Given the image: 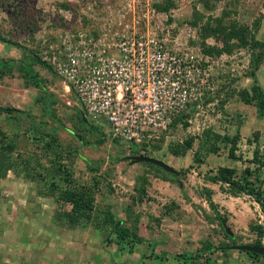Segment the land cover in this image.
<instances>
[{
	"label": "rangeland",
	"instance_id": "rangeland-1",
	"mask_svg": "<svg viewBox=\"0 0 264 264\" xmlns=\"http://www.w3.org/2000/svg\"><path fill=\"white\" fill-rule=\"evenodd\" d=\"M70 1L74 0H0V32L16 42L0 41V70L8 71L0 75V106L18 110L13 113L0 111V126L10 135L17 132L19 142V147L11 154L14 167L5 172L0 166V264H94L90 238L105 237V241L100 240L104 246L114 241L121 250L130 248L131 243L121 240L115 234V226L107 223L111 212L120 225L133 228L136 220L135 224L140 227L138 234L158 239L155 245L161 239L163 244L169 243V239L162 236L169 234L173 228H176L175 235L180 233L181 237H184L182 232L190 231L189 241L196 246L192 252L181 254V245L176 247L170 243L175 246L173 253L176 252L174 255L178 261L184 258L195 263L197 259L199 264H207V255H201L202 259L197 257V250L205 241H211L219 248L231 245L233 241L237 244H257L261 241L264 245V234L260 235L254 229V226H261L264 230V212L256 197L246 193L232 196L225 191V187L205 179V175L222 165L235 167L238 176L250 167L251 180L264 189V113L254 103L245 102L240 95L241 91L251 90L257 84L264 89V57L259 69L252 74L255 57L264 48L241 46L236 39L231 53L210 56L209 61H205L202 50L204 43L225 45L226 33L221 29L222 24L228 28L234 24L235 28L248 25L256 38L264 43V0H135L139 11L137 18H154L152 31L161 33L165 29V32L169 31L170 38L177 37L182 52L199 55L198 63L203 70L199 74V101L190 106L187 115L176 124L170 142L159 144L161 148L153 154L179 170V175L145 163L132 165L124 160L132 152L121 148L110 138H106L103 144H92L96 133L78 127L79 117L74 116L77 107H70L65 102L60 78L54 70L50 71L52 66L43 59L49 56L44 50L50 48L52 40L57 41L52 33L61 32L56 26L51 33L49 15L58 14L52 12L54 6L65 8L64 4ZM83 1L95 4L94 8L96 1L100 4V0ZM110 2L115 5V0ZM157 4H172V9L162 12ZM86 9L92 13L91 8ZM216 18H223L222 24ZM33 57L36 60L41 58L49 66H43L38 60L34 62ZM5 62L8 65L3 66ZM22 64L32 66L46 89L27 86L29 77L24 75ZM49 94L58 98L52 106L58 121H54L44 109L47 103L42 97L50 101L52 97ZM40 121L45 124L41 125L44 132L62 123L57 131L64 145L60 150L63 154L67 149L73 150L72 155L62 163L63 172L55 177L46 169L50 166L46 159L50 153L42 147L41 139L46 134L38 129ZM208 128L221 134L216 141L220 147L217 153H210L207 147L213 142V137L210 142L202 139ZM227 135L239 136L235 158L229 156L231 143L224 139ZM192 137L193 147L186 153L176 155L170 151V145L173 149L180 144L183 146ZM196 155L198 160L194 159ZM85 157L99 167L98 171L89 169ZM38 160L42 161V165L37 164ZM64 175L71 177L70 184L63 180ZM170 175L176 176L181 184L169 183L163 178ZM153 177L166 182L149 185L145 199L138 200L143 179L149 181ZM52 181L61 189L73 186L91 190L95 195V209L90 223H97L102 228L94 225L89 229L69 227L64 214L72 207L56 197ZM206 188L212 189L213 200L218 204L220 213L227 218L226 225L234 237L226 235L217 219H209L216 218V213L207 201ZM171 212L176 219L182 218L184 224L171 226V221L164 216L172 215ZM95 228L100 236L96 235ZM108 234L113 238L108 240ZM162 243L159 245L162 246ZM159 245L153 253L163 250ZM215 251L217 256L211 258L214 260L212 264H264V255L251 257L243 251L244 257L231 258L222 255L221 249ZM106 252L97 254L95 261L98 259V264H124L113 261V258L112 262H108ZM223 258L226 261H221Z\"/></svg>",
	"mask_w": 264,
	"mask_h": 264
},
{
	"label": "built area",
	"instance_id": "built-area-1",
	"mask_svg": "<svg viewBox=\"0 0 264 264\" xmlns=\"http://www.w3.org/2000/svg\"><path fill=\"white\" fill-rule=\"evenodd\" d=\"M95 3L54 6L58 14L45 17L51 33L56 26L61 32L52 33L57 41L42 57L60 78L68 106L132 155L153 156L200 99L199 55L182 52L169 31L153 32L154 18H137L135 0Z\"/></svg>",
	"mask_w": 264,
	"mask_h": 264
},
{
	"label": "trees",
	"instance_id": "trees-1",
	"mask_svg": "<svg viewBox=\"0 0 264 264\" xmlns=\"http://www.w3.org/2000/svg\"><path fill=\"white\" fill-rule=\"evenodd\" d=\"M64 6L69 7L68 4H64ZM157 8L159 9V11L162 12H168L171 11L172 9V4H157L156 5ZM171 19V18H170ZM217 21H219L220 24H222V19L223 18H216ZM236 26V24H234ZM234 25L225 27L222 24V30L224 33H226L225 36V45L224 46H219V45H210V44H203V53L208 55V56H213V55H222L223 53L227 52V53H231L233 51V47L236 46L235 42H233L234 40L237 39L238 41V45H243V46H247V45H251L254 49H263L264 48V43L261 42L260 40H258L255 36V32H251V30L249 29L248 25H243V26H239L237 28L234 27ZM228 29V30H227ZM0 41L3 42H7V43H12V44H16V42L14 41H10L9 38L5 37L1 32H0ZM264 57V51H258L257 56L255 57V67L252 71V74L254 75L255 72L259 69L260 64H261V60ZM34 58V57H33ZM37 60L40 64H42L43 66H49L45 61L42 62L41 58L37 57ZM34 58V62L37 61ZM31 64V63H30ZM30 64H22V70L25 72V76L29 77V80H26V84L27 86H36L38 88H42V89H46V87L43 85V83H41V80L39 79V74L37 72H33L32 70V66ZM3 66H6L8 64L3 63ZM52 67L50 68V71H52ZM53 72V71H52ZM6 73H8L7 70H0V75L3 76ZM49 91V90H47ZM51 97L52 95L49 94ZM241 97L243 98V100L247 103H254L255 105H257L259 111L261 113H264V89L260 86V85H255L251 88V90H243L240 93ZM42 99L44 100L45 103H47V106L44 108L47 112L50 113V115L54 118V121H58V119L56 118V114H53L55 112V109L52 108L53 105H55L58 102V98H54L52 97V100L47 101L45 99V97H42ZM42 101V100H41ZM54 110V111H53ZM0 111H3L5 113H13V112H17L18 110H11L8 108H5L3 106H0ZM187 115V113L184 115V117ZM79 117L78 121H79V128H83L85 129L84 131L89 130V132H94L96 133L97 137H95L94 141L92 142V144H96V145H100L103 144L106 141L107 135L104 133V131L101 129V127H99L96 124H93L89 121H84L82 114L80 111L77 110V114L74 115ZM75 118V117H73ZM39 124V128L41 130L42 133L46 134V137L41 139V142L43 141V145L42 147H45L46 150H49L50 154H47L46 159L47 161L50 163V166H46V169L49 171V174L52 177H55L57 175V173H61L63 172V161L66 160L67 158L70 157V155H72V151L73 150H69L67 149V152L71 153V154H67V152L65 154L62 153V151L60 150V148L63 150L64 145L60 142L58 136H57V131L59 129V127H61V125H63L61 122V125L59 127H52L49 128L47 130H45L46 132H44V129L42 130L41 125H45L42 124V121L38 122ZM46 123V122H45ZM215 135V136H211V135ZM202 136H205L203 139V141H209L211 137H213V142L207 146L208 150L210 153H217L220 149V147L217 146L216 141L218 137H221V134L218 132H212V128H208L204 134ZM225 140H227L229 143H231L230 146V151H229V156L231 158H235L236 157V148L238 145V141H239V136H224ZM79 138H81L79 136ZM82 139V138H81ZM87 143V142H86ZM116 143V142H115ZM193 143H194V138H190L187 139L185 141V143L183 144V146L178 145L176 146V148L173 149V147L170 145V151L173 154L176 155H182L184 153H186V151L188 149H191L193 147ZM82 144L84 145V143L82 142ZM19 142L17 139V132H14L12 135L8 134L1 126H0V166L3 167V170L6 172L8 169H11L14 167L15 163L13 162V160L11 159L12 157V153L15 149H17L19 146ZM180 146V147H179ZM159 148V147H157ZM161 148V147H160ZM69 150V151H68ZM133 153H131L130 155H132ZM37 158V157H36ZM38 159V158H37ZM89 169H91L92 171H98L99 167L93 165L92 160L88 159V158H84ZM194 159L198 160L197 155L194 156ZM24 160V157H23ZM42 160V159H41ZM38 160L37 164L40 166L42 165V161ZM258 160L260 162V157H258ZM145 164H149L151 166L157 167L160 170H162L163 168H161L160 166L154 165L152 163H145ZM45 168V166H43ZM213 172V173H212ZM212 172H210L211 174H207L205 175V179L209 180L213 183L216 184H220L221 187H225V191L229 192L232 196H238L239 194L242 193H246L249 195H254L256 197V201L259 203V205L261 206L262 211L264 212V189L262 187H257L254 183V181L251 180V168H246L243 173L241 174V176H238L237 174V169L235 167H231V166H219L215 171L212 170ZM67 173V172H66ZM169 173V172H168ZM167 174V173H166ZM35 178V177H34ZM165 180L171 181V182H180L176 176L170 175V177H163ZM97 181V177L95 178ZM63 180H65V182H67L68 184L71 183V177L69 175H64ZM143 184L141 186V188L139 189V191L141 192L140 197L138 198V200L142 201L145 196L147 195V184L149 183L148 179L144 178L143 179ZM53 184V188L52 190L56 192L57 194V198L62 200L65 204H69L71 205V210L70 211H66L64 214V220L66 221L67 225L71 228H83V227H89L91 226L92 223H90L91 220V216L94 212V199H95V195L93 193H91V190H88V188L84 187V188H75L73 186H69L65 189H61L60 186L55 183V181H52ZM98 184V181L97 183ZM181 184V182L179 183ZM206 193H207V201L209 202V205L211 206V208L215 211L216 213V218L210 217L209 219H211V221H215V219H217L220 223L221 226L224 227L225 229V225L227 223V218L225 216H223L220 213L219 210V206L218 204L213 200V192L212 189L206 188ZM111 223L112 225L115 226L116 231L115 234L120 236L121 240H124L125 242H133V241H143V237H140V235L138 234V224H135L137 221H134V225L133 228L132 227H127L126 225H118L116 226V224L119 222L117 220H115L112 212L109 213L108 219H107V223ZM97 224V223H96ZM96 224H92V226H97ZM100 225H98L97 227H99ZM99 228H102V226H100ZM254 229H257V232L260 235L264 234V230L261 226H254ZM225 233L227 236L230 237V235L226 232ZM113 236H111L109 238L112 239ZM118 239V238H117ZM258 245H263V243L261 241L257 242ZM229 245H225L226 249L228 248ZM224 248V246L222 247ZM220 249L218 246H215L212 242L207 241L204 243V245L199 248L197 250V257H200L201 254L203 252H213L215 250ZM251 257L252 256H261V254H257V253H253V252H247ZM193 264H198V261L196 260L195 263Z\"/></svg>",
	"mask_w": 264,
	"mask_h": 264
},
{
	"label": "crops",
	"instance_id": "crops-1",
	"mask_svg": "<svg viewBox=\"0 0 264 264\" xmlns=\"http://www.w3.org/2000/svg\"><path fill=\"white\" fill-rule=\"evenodd\" d=\"M131 164L134 165L136 163H131ZM164 182H166V181L161 179V178H158V177L150 178L149 184H147V193H148V186L149 185L153 186V185L161 184ZM167 182H169V181L167 180ZM169 183H172V182L170 181ZM170 214H172V212ZM164 216L167 217L166 218L167 221H171V226H173V227H177L178 225H182L185 222L182 218L176 219V215H174V214H172V215H169V214L165 215L164 214ZM164 221H166V220H164ZM183 226L191 227L190 225H183ZM183 226H181V227H183ZM91 227H92V225L89 226L88 229ZM139 228L140 227L138 224V230H140ZM95 232H96V235L100 236V234H99L100 232L97 228H95ZM190 233H191L190 231H188V233L182 232L184 237H181L180 233L178 235H175L176 234V228H173V231H170L169 234H165V235L163 234L162 237L168 238L169 243L163 244L162 243L163 240L160 238L161 240L158 243L160 244V242H161L162 246H160L159 244L158 245L160 247H162L163 250L158 254L153 253L158 247V245H155V242L158 241V239H156V238H148L146 236L143 237L140 235V237H143V239H144L143 241H133V242H131V246H129L130 248L125 247V249H123V250L118 248L116 242H114V241L113 242L110 241V243H108L109 246H106V245L104 246L100 242V240L105 241V237H103V238H100V237L99 238H92V239L90 238V240L93 242L92 251L90 254H92L91 256L93 257V263L94 264H95V262H96V264H98L97 263L98 259L95 261V258L98 256L97 254L99 252H106L105 249L110 250L109 252H106V256H105V257H107L108 262H112V258H113L114 259L113 261L123 262L124 264H162V263L171 264V262H173V263L178 262L179 264H193V263H190V261H186L184 258H181L178 261V259L175 258V255H174L176 252L174 251L175 253H173V249H175L174 247L175 246L177 247L180 245H181L180 246V253L181 254L184 253V255H186L185 253H190L194 249H196V246H194L195 244H193L191 241H189V238L191 237ZM170 234H172V236ZM106 237L110 238V235L108 234ZM205 242H207V241H205ZM205 242H203V245ZM170 243H174L175 246L170 244ZM165 246H169V248H165ZM176 249H178V248H176ZM220 249H221L222 255H225V256L229 255L231 258L232 257H244L243 251L232 250L230 248L226 249V247L220 248ZM201 255H203V256L207 255V258H206V260L208 259L207 264H212V261H214V260H212L211 258H214L215 255L217 256L216 251L209 252V253L203 252ZM199 258L202 259V256H200ZM224 260H225V258L221 259V261H224ZM236 262H239V260H237ZM241 263H243V262H241ZM117 264H119V263H117Z\"/></svg>",
	"mask_w": 264,
	"mask_h": 264
},
{
	"label": "water",
	"instance_id": "water-1",
	"mask_svg": "<svg viewBox=\"0 0 264 264\" xmlns=\"http://www.w3.org/2000/svg\"><path fill=\"white\" fill-rule=\"evenodd\" d=\"M8 109L15 110L14 107H8ZM84 121L86 122V119L84 118ZM124 160H130L131 163H152L154 165L160 166L164 170H166L169 173H172L174 175H179L180 171L177 170L175 167L167 164L165 161L152 157L147 155H132V156H126L124 157ZM120 225V222L116 224V226ZM226 232L231 236L234 237V233L231 231V229L225 225ZM230 249L234 250H240V251H247V252H253L257 254L264 255V245H258V244H237L233 241L231 245L228 246Z\"/></svg>",
	"mask_w": 264,
	"mask_h": 264
},
{
	"label": "clouds",
	"instance_id": "clouds-1",
	"mask_svg": "<svg viewBox=\"0 0 264 264\" xmlns=\"http://www.w3.org/2000/svg\"><path fill=\"white\" fill-rule=\"evenodd\" d=\"M84 119V118H83ZM136 155H139V154H136ZM128 156H132V155H128ZM147 156H150V155H147ZM126 157V156H125ZM152 157H155V156H152ZM162 160V159H161ZM128 161H130V160H128ZM172 174V173H171Z\"/></svg>",
	"mask_w": 264,
	"mask_h": 264
},
{
	"label": "flooded vegetation",
	"instance_id": "flooded-vegetation-1",
	"mask_svg": "<svg viewBox=\"0 0 264 264\" xmlns=\"http://www.w3.org/2000/svg\"><path fill=\"white\" fill-rule=\"evenodd\" d=\"M15 110H17V109H15ZM245 252H247V251H245Z\"/></svg>",
	"mask_w": 264,
	"mask_h": 264
}]
</instances>
